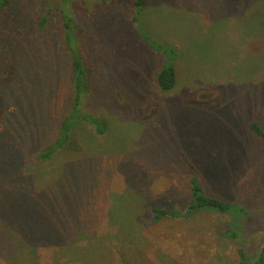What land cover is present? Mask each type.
<instances>
[{
    "label": "rangeland",
    "instance_id": "374dc122",
    "mask_svg": "<svg viewBox=\"0 0 264 264\" xmlns=\"http://www.w3.org/2000/svg\"><path fill=\"white\" fill-rule=\"evenodd\" d=\"M132 7L75 8L90 67L83 108L109 127L76 126L75 148L42 163L32 155L70 109L72 71L57 34L30 25L31 9L0 18V264H240L241 248L249 264L261 257L264 139L250 125L264 126V0H149L139 21L177 49L167 92L155 79L164 57L140 40ZM192 176L243 216L153 222L150 204L184 214ZM228 226L237 239L220 237Z\"/></svg>",
    "mask_w": 264,
    "mask_h": 264
},
{
    "label": "trees",
    "instance_id": "16d2710c",
    "mask_svg": "<svg viewBox=\"0 0 264 264\" xmlns=\"http://www.w3.org/2000/svg\"><path fill=\"white\" fill-rule=\"evenodd\" d=\"M95 1L104 3V0H0V18L14 10L16 6L20 7L18 12L23 15L28 12V9H31L32 20L29 23L33 25L36 33L48 35L55 32L61 41L72 71L70 109L60 121L55 140L38 153L32 155L35 162H46L63 151L75 148L77 142L75 127L80 124L92 126L97 135H104L108 131L109 125L107 121L88 116L83 108L84 100L90 91V67L83 52L85 28L78 22L75 16V8L81 7L84 3H93ZM30 2L34 3V7H28ZM148 2L149 0H133L130 21L140 40L149 49L163 55L164 59L156 73L155 79L161 91L167 92L173 90L178 83L177 63L175 62L177 49L151 36V33L139 21L138 16ZM250 129L257 136L264 139V126L252 123ZM71 177L72 175L67 176L68 180ZM189 184L190 192L184 214L182 215L174 207L150 204L149 209L153 214V222L178 219L182 216L191 217L205 211L243 216V209L239 206H234L233 203L206 195L202 180L197 176L190 177ZM68 186L71 187V185H63L64 189L69 192ZM238 212L241 214H238ZM28 226L29 230L34 228L32 225ZM30 233L31 237L35 239L33 236L34 232ZM219 234L221 238L237 239L239 237L237 232L229 226L221 230ZM44 237L51 238V235H44ZM239 254L240 264H249L250 256L243 248L239 250ZM260 258L258 257L253 264H258ZM121 264L127 263L122 262Z\"/></svg>",
    "mask_w": 264,
    "mask_h": 264
},
{
    "label": "water",
    "instance_id": "95a60500",
    "mask_svg": "<svg viewBox=\"0 0 264 264\" xmlns=\"http://www.w3.org/2000/svg\"><path fill=\"white\" fill-rule=\"evenodd\" d=\"M258 264H264V249L262 251V255H261V258H260Z\"/></svg>",
    "mask_w": 264,
    "mask_h": 264
}]
</instances>
